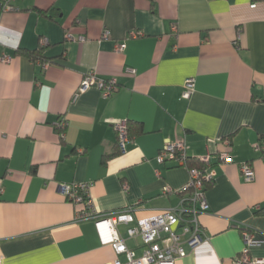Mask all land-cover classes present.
I'll return each instance as SVG.
<instances>
[{"label": "crops", "instance_id": "crops-1", "mask_svg": "<svg viewBox=\"0 0 264 264\" xmlns=\"http://www.w3.org/2000/svg\"><path fill=\"white\" fill-rule=\"evenodd\" d=\"M13 5L0 18V264H114L93 222L75 220L86 208L72 205L59 186L90 184L101 215L130 208L141 220L176 209L187 167L160 165L156 156L177 140L191 159L210 154L215 177L205 190L208 211L198 218L204 238L184 245L186 256L174 264H231L243 230L262 241L249 255L264 261V150L257 148H264V0ZM118 43L125 45L120 54ZM43 45L51 60L45 68L17 54ZM87 73L114 79L116 92L106 99L92 87L74 97ZM187 79L194 91L182 99ZM120 122L131 131L124 153ZM222 151L232 163L216 164ZM244 165L252 182L243 180ZM164 187L173 193L162 194ZM126 229L117 227L140 256L141 238H128Z\"/></svg>", "mask_w": 264, "mask_h": 264}, {"label": "built area", "instance_id": "built-area-1", "mask_svg": "<svg viewBox=\"0 0 264 264\" xmlns=\"http://www.w3.org/2000/svg\"><path fill=\"white\" fill-rule=\"evenodd\" d=\"M13 3L14 0H0V18L5 13L15 10ZM131 36L135 38L139 34L135 33ZM108 37L109 33L104 31L102 38L108 39ZM66 39L73 40L70 35H67ZM124 48L123 43H118L115 45L114 51L120 54ZM9 61L10 58L5 56L1 59L2 63H8ZM42 66L45 68L48 65ZM126 72L135 74V71L131 68H126ZM92 87L98 89L102 97L107 99L116 92L117 82L114 79L105 80L92 73H87L83 76L74 97ZM183 87L181 98L189 99L194 91L193 79L185 80ZM57 126L63 130L66 128V122L61 121ZM115 130L117 133V148L120 153H124L126 144L130 139L127 123L120 122L116 124ZM222 144L229 147L230 143L228 140H224ZM257 148L264 150L261 146ZM216 157L218 166L233 162L227 151L217 153ZM188 159L187 146L184 140L164 142L156 156L158 164L171 163L178 167H186ZM197 160L201 163V167L187 168L188 182L176 191V194L181 196L179 207L164 210L149 219L136 220L130 208L104 215L94 212L89 197L90 184H62L59 189L63 196L76 208L82 206L86 208V211H84V208L83 211L81 209L76 210L75 220L77 222L86 220L93 222L101 238V243L109 245L116 255L114 264H174L177 259L186 256L184 245L192 249L204 238V229L201 227L198 218L200 214L208 211L205 190L207 186L213 183L215 170L210 154H205ZM241 174L246 182H252L254 179V172L247 165L242 166ZM123 189L124 191L127 190L126 184H123ZM171 193H173V190L170 187H164L162 194ZM120 225L127 226L128 238H141L144 250L140 256H136L134 251L129 250L125 245V241L120 237L117 230ZM241 238L243 248L231 264H264L263 260L253 259L249 255L250 249L259 247L262 241L256 239L254 233L248 230L241 232ZM120 256L125 258L124 263L119 260L118 257Z\"/></svg>", "mask_w": 264, "mask_h": 264}, {"label": "trees", "instance_id": "trees-1", "mask_svg": "<svg viewBox=\"0 0 264 264\" xmlns=\"http://www.w3.org/2000/svg\"><path fill=\"white\" fill-rule=\"evenodd\" d=\"M44 48H45V45H43L38 50L33 51V52H18L17 54H25L34 63L39 62L42 65H45V64L50 65L51 60H48L47 58H45L43 56ZM127 127H128V135H129V137H131V134H130L131 131L129 129V125H127ZM139 133H140V131H139ZM186 167L187 168H199V167H201V163L198 160L189 158L187 163H186Z\"/></svg>", "mask_w": 264, "mask_h": 264}]
</instances>
